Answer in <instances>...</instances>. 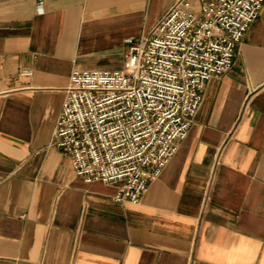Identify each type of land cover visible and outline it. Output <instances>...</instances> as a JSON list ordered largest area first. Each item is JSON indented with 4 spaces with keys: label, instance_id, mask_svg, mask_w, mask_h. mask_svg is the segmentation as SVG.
I'll return each instance as SVG.
<instances>
[{
    "label": "crops",
    "instance_id": "0c3cea01",
    "mask_svg": "<svg viewBox=\"0 0 264 264\" xmlns=\"http://www.w3.org/2000/svg\"><path fill=\"white\" fill-rule=\"evenodd\" d=\"M0 0V264H264V5L139 203L53 144L74 69L123 67L175 0Z\"/></svg>",
    "mask_w": 264,
    "mask_h": 264
},
{
    "label": "built area",
    "instance_id": "2783aa9c",
    "mask_svg": "<svg viewBox=\"0 0 264 264\" xmlns=\"http://www.w3.org/2000/svg\"><path fill=\"white\" fill-rule=\"evenodd\" d=\"M43 0H38L37 6ZM264 0H175L116 69H74L53 144L86 181L139 203L189 133L203 89L234 65Z\"/></svg>",
    "mask_w": 264,
    "mask_h": 264
}]
</instances>
